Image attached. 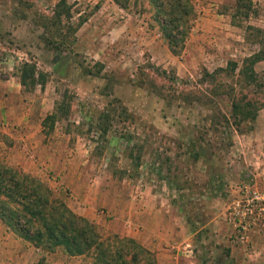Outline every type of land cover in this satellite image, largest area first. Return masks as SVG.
Masks as SVG:
<instances>
[{"label":"rangeland","instance_id":"obj_1","mask_svg":"<svg viewBox=\"0 0 264 264\" xmlns=\"http://www.w3.org/2000/svg\"><path fill=\"white\" fill-rule=\"evenodd\" d=\"M58 1L0 0V127L20 136L0 164L156 264H264V60L260 87L237 70L209 77L257 50L264 0H189L177 55L148 0H63L68 18ZM230 88L253 121L233 118ZM62 97L68 112L45 120ZM90 253L33 246L0 221V264H89Z\"/></svg>","mask_w":264,"mask_h":264},{"label":"trees","instance_id":"obj_2","mask_svg":"<svg viewBox=\"0 0 264 264\" xmlns=\"http://www.w3.org/2000/svg\"><path fill=\"white\" fill-rule=\"evenodd\" d=\"M111 1L118 8H125L128 2V0ZM148 1L156 15L164 16V20H160L163 35L170 52L177 55L179 46L175 47V45L183 37V22L192 10L189 0ZM55 7H60L59 13L55 11L56 16L62 14L66 18L69 17V7L63 0H59ZM252 29L255 32L254 37L257 33H261L262 36L260 41L257 38L255 40L258 44L257 50L243 58L239 67L235 61L228 60L224 67L215 68L209 74L210 78L218 74L228 77L237 70L238 83L243 87L261 86V83L257 82V74L253 66L264 60V30ZM34 73L32 65L22 63L17 75L19 84L23 88L34 85ZM36 79H39L38 74ZM233 95L234 89L230 88V108L233 118L240 114V118L253 121L257 108L249 103L243 104L241 97L235 98ZM67 112L68 105L62 97L55 104L54 112L46 115L45 120H53ZM232 126L239 131L237 123L233 122ZM48 195L47 189L39 180L25 174L20 175L0 164V221L16 237L49 251L60 247L67 256L71 257H85L91 252L89 264H156L153 255L131 238H114V241L102 242L98 234L93 231L91 223L67 210L62 203L49 201Z\"/></svg>","mask_w":264,"mask_h":264},{"label":"crops","instance_id":"obj_3","mask_svg":"<svg viewBox=\"0 0 264 264\" xmlns=\"http://www.w3.org/2000/svg\"><path fill=\"white\" fill-rule=\"evenodd\" d=\"M0 85H5V84L0 83ZM0 89H1V86H0ZM0 109H1V111H0V113H1L3 110H2V108H0ZM0 117H2V114H0ZM2 126H3V124L0 127V156H3L4 159L7 160L8 156L10 154V150H9L7 143H10L11 140L19 139L20 136H18L16 134L17 132L15 131V128H14V131H12L11 128L6 129V131H5L4 127H2ZM3 142H5V143L3 144Z\"/></svg>","mask_w":264,"mask_h":264}]
</instances>
